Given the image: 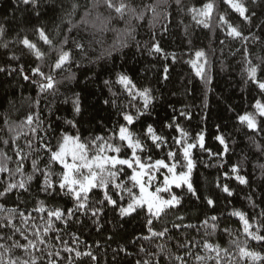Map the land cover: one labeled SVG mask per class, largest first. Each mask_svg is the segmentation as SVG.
<instances>
[{
    "label": "trees",
    "instance_id": "obj_1",
    "mask_svg": "<svg viewBox=\"0 0 264 264\" xmlns=\"http://www.w3.org/2000/svg\"><path fill=\"white\" fill-rule=\"evenodd\" d=\"M72 2L73 0H42L41 16L36 17L29 6L18 8L15 0H0V23L6 28L5 36L0 38V67L6 69L0 72V139H10L8 125L4 124L5 119L10 123L19 124L30 112L36 111H39L41 118L45 119V124L51 122L54 127L66 129L69 133H74L76 129L66 124V120H73L83 136L106 134L118 123H124L121 112L135 114L143 105L139 97L133 100L123 87L116 83L118 74H126L138 88H151L155 97L148 113L131 126L135 132L142 133L146 126L151 124L158 134L167 137L168 145L176 149L178 146L174 145L172 140L173 137L179 136V132L175 130L176 125L188 133L189 142H195L196 136L202 133L205 137V146L212 153H222L223 150V146L215 139L217 135H223L228 143L229 151L222 155L210 156L209 152L199 147L193 149L192 155L196 167L192 172L191 180L199 199L186 194V189H174L176 193L184 194V199L179 209L164 218L169 222L167 226L171 228L172 221L199 226L203 219L215 215L217 221L209 222L217 224L215 234L212 236H205V229L202 226L199 227V231L195 228H182L178 232L173 230V233L180 240L187 237L201 243L203 239L214 244L218 243L228 248L237 259V249L231 243L234 240L240 242L241 246H245L247 241L246 246L250 250L264 255V244L247 238L243 234L239 218L231 215L237 210L246 213L253 223L252 231L256 230L258 223L264 222L260 217V213L264 212V174L260 167L264 165V153L258 151L256 144L253 143L255 141L264 146V132H252L238 120L239 115L254 112L255 101L264 102V94L260 93L247 78L245 46L241 41L228 37L226 26L221 25L219 20L221 14L225 15L230 23L238 26L244 35L250 37L246 44L247 59H251L253 64H259L258 58H264V28L260 27L264 25V0H243L249 12L256 13L251 24L246 23L224 4L223 0H212L214 11L211 17L206 19L209 25L207 28L203 24H197L188 10L193 7L200 8L209 0H182L180 8L173 3L169 9L171 15L168 20L154 19L150 13L143 20H133L131 24L135 28L133 32L135 39L127 37L128 47L113 51L110 57L104 56L99 60L98 57L106 53L114 43L125 39V36L123 32L119 34L113 31L101 32L99 26L91 25L87 29L81 25L69 32L68 28L72 25L67 22L65 11L70 10ZM149 2L151 0H130V3L137 7ZM78 3L81 7L71 17L73 23H78L89 0H78ZM97 11L108 15L104 8ZM95 14L96 12L93 13ZM198 19L204 18L198 17ZM162 25L167 26V31L163 30ZM37 26L45 27L50 39L56 45H59L65 37L69 40L64 47L65 50L72 52L71 73L74 74V79H65L69 73L57 70L54 74L58 82V91L55 95L38 96L37 86L31 81H25L20 73L21 65L23 74L30 75V69L37 64H40L46 73L50 72L54 54L46 55L44 60L40 61L19 43L20 39L27 36L47 53L49 46L39 41L34 32ZM112 26L117 30L126 27L124 21L118 20H113ZM254 37H259V40H255ZM74 41L84 44L83 52L75 48ZM155 41L159 42L163 52L150 54L148 48ZM4 44L8 45L7 48L3 47ZM198 50H203L207 57L206 71L211 77V84L207 86L187 63L195 59V52ZM13 55L19 59H10ZM165 67L168 68L167 79H164ZM105 80L111 81V84L105 85ZM76 94H79L80 100L79 114L73 111L72 105V99ZM37 99L40 103L38 107H34ZM181 112L189 113L191 118L181 116ZM168 125L173 126L168 127ZM17 143L24 147V138L22 137ZM167 150V148L155 149L151 155L154 159L160 158ZM233 165H239L240 175L245 176L249 181L247 185H242L235 179V174L231 172ZM25 170L31 172L30 164H26ZM55 170L59 171V167L56 166ZM6 177L7 174H0V181H4ZM217 184L221 187H217ZM225 184L229 186L233 195L228 196L222 191V186ZM206 198L214 200L213 207L207 205ZM39 200H44L47 207L72 206L67 197L46 196L39 190L38 182L35 180L29 192L14 190V194L0 199V202L5 203L7 207L19 205V208L25 210L27 214ZM122 203H126V200ZM31 214L36 218L37 223L41 222L40 216L45 215L36 212ZM176 215H183L185 219L176 220ZM15 222L19 223L18 220ZM57 224L63 227L59 222ZM70 224L71 226L61 233L63 238L71 245L72 240L68 233H75L81 242L80 250L87 251L90 248L98 257L97 264H135L138 259L148 258L147 252H156L155 245L163 242L141 238L148 235L145 212L138 211L121 217L111 205L100 214L99 231L92 223L90 213L88 216L79 215V222L73 217ZM154 226L159 229L162 224L154 222ZM54 243L59 242L54 241ZM175 244V239L168 242L171 252L184 251L178 250ZM142 246L147 252L140 251ZM121 248L124 251H120ZM193 252L203 254L199 247L193 249ZM62 255L70 254L62 253ZM185 259L188 260V264H196L194 258L185 257ZM83 262L92 264L88 257H84ZM161 264H166V261L161 259ZM243 264L250 262L245 261ZM257 264H264V261Z\"/></svg>",
    "mask_w": 264,
    "mask_h": 264
},
{
    "label": "snow or ice",
    "instance_id": "obj_2",
    "mask_svg": "<svg viewBox=\"0 0 264 264\" xmlns=\"http://www.w3.org/2000/svg\"><path fill=\"white\" fill-rule=\"evenodd\" d=\"M15 3L18 8L29 6L36 17L41 16L42 0H15ZM173 3L180 8L182 0H151L140 7L133 6L130 0H89V4L84 6V13L78 23H73L71 17L81 7L78 0H73L70 10L65 11V16L68 18L67 22L72 25L68 28L69 32L81 25L85 29L90 25L92 27L99 26L101 32L113 31L118 34L123 32L125 39L114 43L106 53L97 58L99 60L104 56L110 57L113 51L128 47L127 37L135 39L133 35L135 28L131 24L133 20H143L149 13L154 19L168 20L171 15L169 9ZM223 3L248 24H251L253 17L256 16L254 11L249 12V8L243 0H223ZM100 8H104L108 15L98 12L97 10ZM188 11L197 24H203L207 28L209 25L206 23V19L211 17L214 3L209 0L202 7H193ZM94 12H96L95 15H93ZM198 17L204 19H198ZM113 20L124 21L125 29H115L112 26ZM219 20L221 25L226 26V35L241 41L245 46L248 65L246 68L247 78L258 88L260 93L264 94V58H258L259 64H253L251 59H247L246 44L250 37L244 35L238 26L230 23L225 15L221 14ZM57 27L59 28V26ZM260 27L264 28V25ZM162 28L167 31L166 25H162ZM34 32L39 41L49 46L47 53L27 36L20 39L19 43L40 61H43L46 55L54 54L50 72L46 73L42 70L41 65L37 64L30 69V75L23 74L24 70L21 65L20 73L25 81H31L37 86L38 96L41 94L55 95L58 91V82L54 75L57 70L69 73L65 79H74V74L71 73L72 52L65 50L64 47L69 43V40L65 37L59 45L54 44L43 26L35 27ZM5 34V25L0 23V38H3ZM153 37L155 38V33H153ZM254 39L259 40V37H254ZM74 44L76 49L84 51V44L79 41H74ZM7 46V44L3 45L5 48ZM137 48H139V44H137ZM148 51L150 54L162 53L163 49L159 42L155 41ZM166 56L167 54H165ZM10 59H19V57L13 55ZM173 60H175V54H173ZM187 63L206 86L211 84V77L206 71L208 61L203 50L196 51L195 59H191ZM4 71L6 69L0 67V72ZM13 71L16 70L13 69ZM164 73V79H167V67L164 68ZM35 77H39V79H34ZM104 83L110 85L111 81L105 80ZM116 83L121 85L133 100L139 97L143 101V105L142 108L136 110L135 114L127 111L121 112L120 115L124 123H118L103 135L83 136L73 120H66L65 123L76 129L74 133H69L66 129H58L51 122L45 124V119L41 118L39 111L30 112L19 124L10 123L8 119L4 120V124L8 125L10 139H0V145H2L0 147V174H7L6 179L0 181V199L14 194V190L29 192L30 186L35 180L38 182L39 190L46 196L67 197L72 206L67 208L47 207L44 200H39L31 212L45 215L40 216L41 222L37 223L31 212L26 214V211L21 210L19 205L7 207L5 203L0 202V264H84V257L90 258L92 264H97L98 257L90 248L87 251L80 250L81 242L75 233H68L72 240L71 245L61 233L71 226L70 222L73 217H76L79 222V215L88 216L89 213L92 223L97 226L99 231L101 227L100 214L108 205L117 210L121 217L132 215L138 211L145 212L148 235L141 238L147 241H163L155 245L156 252H147L142 246L140 251L147 252L148 258L138 259L135 264H161V259L166 261V264H188L185 257L194 258L196 264H243L245 261L257 264V262L264 261V255L250 250L246 246L247 241H245V246H241L238 241H231L237 249V259L228 248H224L218 243H211L207 239H203L201 243V241L187 237L180 240L178 236L174 235L173 230L178 232L182 228H195L199 231L201 226L205 229V236L215 234L217 224L209 223L217 221L215 215L203 219L199 226L172 221L170 222L171 228L167 226L169 222H166L164 218L182 206L184 194L176 193L174 188L186 189V194L199 199L191 180L192 172L196 167L192 155L193 149L199 147L201 150L209 152L210 156L222 155L229 151L228 143L223 135H217L215 139L223 146V150L222 153H212L210 149L206 148L205 137L202 133L196 136L195 142H189L188 133L176 125L175 130L179 132V136L172 138L173 144L178 146L176 149L170 147L167 137L158 134L151 124H148L142 133L135 132L131 126L148 113L155 99L152 89L138 88L133 80L123 73L118 74ZM39 103L40 101L37 99L33 106L38 107ZM113 103L115 102L113 101ZM72 105L73 111L79 114L81 111L79 94H76L72 99ZM205 106H207L206 99ZM253 107L254 112L239 115L238 120L252 132H264V102L256 100ZM49 113L51 114V106ZM180 115L191 118L190 114L186 112H181ZM172 126L168 125V127ZM22 137L25 140L24 147L17 143ZM253 143L256 144L258 151L264 153V146L255 141ZM165 148L168 150L163 157L154 159L151 155L153 150ZM178 156L179 158H177ZM45 157H47L46 160ZM11 164L15 166L10 167ZM26 164H30L31 172H26ZM42 164L43 167H41ZM56 166L59 167V171L55 170ZM260 167L264 174V165ZM231 172L235 174V179L240 184L247 185L249 183L245 176L240 175L239 165H233ZM161 173L162 180L160 179ZM217 187L221 186L217 184ZM222 191L228 196L233 195L226 184L222 186ZM125 200L126 203H122ZM20 203L24 202L20 201ZM206 203L210 207L215 204L211 198H206ZM231 215L239 218L243 234L247 238L264 244V232H262L264 222L258 223L256 230L252 231L253 223L250 222L246 213L237 210L233 211ZM260 217L264 220V212L260 213ZM175 219L183 221L185 217L176 215ZM17 220L19 223L15 222ZM57 222L63 227L58 226ZM154 222H160L162 227L157 229ZM5 229L7 231H4ZM173 239L176 240L175 247L178 250L183 249V252L169 250L168 242ZM54 241L59 243H54ZM97 247H99L98 242ZM197 247L203 254L193 252V249ZM120 251H124V249L121 248ZM62 253L70 255L64 256Z\"/></svg>",
    "mask_w": 264,
    "mask_h": 264
},
{
    "label": "rangeland",
    "instance_id": "obj_3",
    "mask_svg": "<svg viewBox=\"0 0 264 264\" xmlns=\"http://www.w3.org/2000/svg\"><path fill=\"white\" fill-rule=\"evenodd\" d=\"M160 179L162 180V173H161V175H160ZM175 189V188H174Z\"/></svg>",
    "mask_w": 264,
    "mask_h": 264
}]
</instances>
